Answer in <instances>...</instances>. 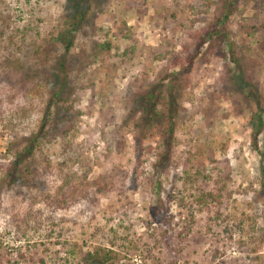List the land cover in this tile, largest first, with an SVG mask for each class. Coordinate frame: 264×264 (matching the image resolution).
Listing matches in <instances>:
<instances>
[{
	"label": "rangeland",
	"instance_id": "1",
	"mask_svg": "<svg viewBox=\"0 0 264 264\" xmlns=\"http://www.w3.org/2000/svg\"><path fill=\"white\" fill-rule=\"evenodd\" d=\"M217 1L93 5L72 49L75 127L42 145L27 178L0 181V264H85L87 253L102 264H264L253 104L227 80L226 59L205 47L196 58L162 176L146 149L158 136L142 142L124 124L136 93L195 51ZM65 4L0 0V179L42 119L48 89L35 72L64 51L54 38ZM229 28L264 94V0H238Z\"/></svg>",
	"mask_w": 264,
	"mask_h": 264
},
{
	"label": "trees",
	"instance_id": "2",
	"mask_svg": "<svg viewBox=\"0 0 264 264\" xmlns=\"http://www.w3.org/2000/svg\"><path fill=\"white\" fill-rule=\"evenodd\" d=\"M101 1L103 0H66L64 27L54 38L63 45L64 51L56 57V63L48 70L35 72L36 76H42L48 89L42 119L37 130L26 139L25 146L14 154L0 181L10 185L27 178L30 175L29 162L34 160L42 145L58 137L67 136L75 127L80 111L75 108L73 98L76 87L72 82V73L76 65L72 49L77 33L86 24L93 5L100 6ZM216 4L214 17L197 35L195 51L185 61H179L178 68L167 69L159 74L155 82L136 93L131 99L124 124L133 123L136 131L141 133L142 142L146 138L158 136L156 146L149 145L146 149L149 152L155 150V159L151 163L153 173L162 176L174 156L175 129L182 108L180 97L188 85L192 66L205 47L210 53L226 59L227 80L253 104L250 119L252 145L261 157L262 178L258 195L264 203V149L259 145V137L264 133V94L248 76L244 56L240 54L238 44L230 34L229 23L237 10L238 0H218ZM128 32L129 29L126 28L124 35L127 38L130 37ZM100 47L110 49L112 45L106 42ZM247 47L249 46L242 45L240 49ZM129 50L128 47L126 51ZM52 52V49L47 51L46 57H51ZM40 73L42 75H39ZM87 255L85 264H102L94 254Z\"/></svg>",
	"mask_w": 264,
	"mask_h": 264
}]
</instances>
